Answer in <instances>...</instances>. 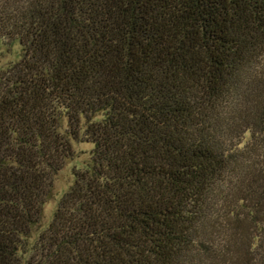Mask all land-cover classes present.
Here are the masks:
<instances>
[{"label": "trees", "instance_id": "16d2710c", "mask_svg": "<svg viewBox=\"0 0 264 264\" xmlns=\"http://www.w3.org/2000/svg\"><path fill=\"white\" fill-rule=\"evenodd\" d=\"M14 40L0 264H264V0H0Z\"/></svg>", "mask_w": 264, "mask_h": 264}, {"label": "rangeland", "instance_id": "374dc122", "mask_svg": "<svg viewBox=\"0 0 264 264\" xmlns=\"http://www.w3.org/2000/svg\"><path fill=\"white\" fill-rule=\"evenodd\" d=\"M22 54V47L18 43L17 40L10 42L9 44L0 43V63H5L7 61H15L17 60ZM85 146L83 144L78 145L76 150L78 153L82 148ZM83 157V154L81 155ZM76 163V160L73 161ZM73 162H69L68 164L60 170L53 183V196L45 203L43 208V219L46 221L50 218L51 212L55 206L56 199L58 197V193H60L69 183L70 180V167Z\"/></svg>", "mask_w": 264, "mask_h": 264}, {"label": "clouds", "instance_id": "9594fccd", "mask_svg": "<svg viewBox=\"0 0 264 264\" xmlns=\"http://www.w3.org/2000/svg\"><path fill=\"white\" fill-rule=\"evenodd\" d=\"M195 243V242H194Z\"/></svg>", "mask_w": 264, "mask_h": 264}]
</instances>
